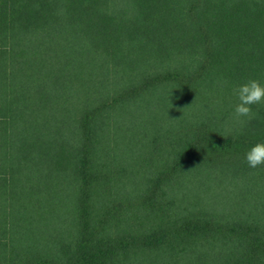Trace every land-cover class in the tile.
<instances>
[{
	"label": "trees",
	"instance_id": "trees-1",
	"mask_svg": "<svg viewBox=\"0 0 264 264\" xmlns=\"http://www.w3.org/2000/svg\"><path fill=\"white\" fill-rule=\"evenodd\" d=\"M250 79L264 0H0V264H264Z\"/></svg>",
	"mask_w": 264,
	"mask_h": 264
},
{
	"label": "clouds",
	"instance_id": "clouds-1",
	"mask_svg": "<svg viewBox=\"0 0 264 264\" xmlns=\"http://www.w3.org/2000/svg\"><path fill=\"white\" fill-rule=\"evenodd\" d=\"M235 93L239 101L234 108L235 116L237 118H254L251 106L264 103V84H261L258 80L250 79L236 87ZM245 160L252 169L264 165V142L252 146L245 154Z\"/></svg>",
	"mask_w": 264,
	"mask_h": 264
}]
</instances>
